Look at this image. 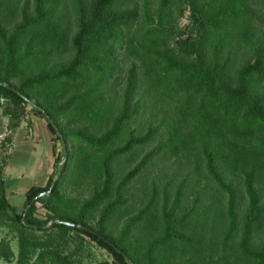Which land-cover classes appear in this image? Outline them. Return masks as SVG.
Wrapping results in <instances>:
<instances>
[{"label":"trees","instance_id":"obj_1","mask_svg":"<svg viewBox=\"0 0 264 264\" xmlns=\"http://www.w3.org/2000/svg\"><path fill=\"white\" fill-rule=\"evenodd\" d=\"M14 89L65 140L55 177L30 186L20 212L6 199L0 163V228L18 231L15 264H72L37 237L49 229L82 233L113 257L91 264H169L159 254H184L203 241L204 227L195 236L178 230L212 209L222 245L240 229L239 254L264 264V241L255 247L264 230V0H0L3 113L15 127L28 106L45 121L54 153L59 135ZM172 158L186 171L169 211L166 202L154 209L151 181V199L113 237L107 225L130 210L124 189ZM200 180L193 204L177 215L184 186L192 191ZM202 195L210 199L204 206ZM102 205L94 229L86 221ZM136 232L144 233L143 248ZM14 256L0 240V259Z\"/></svg>","mask_w":264,"mask_h":264},{"label":"rangeland","instance_id":"obj_2","mask_svg":"<svg viewBox=\"0 0 264 264\" xmlns=\"http://www.w3.org/2000/svg\"><path fill=\"white\" fill-rule=\"evenodd\" d=\"M186 13L187 12H185V14ZM185 20L186 19L184 15L180 19V23H185ZM24 109L26 110V113L30 112L28 106H26ZM41 120L43 129L47 132L48 135H50L48 129L45 126V121L43 119ZM40 135L41 134H39L37 130L36 136ZM54 145V159L51 166L52 168L50 169L51 172H49L51 173V176L53 175L55 177V170L57 166L63 163V161L61 160L57 165L56 161H54L55 156L57 153L60 154L61 149L63 148L58 141H55ZM147 150L148 148H145L142 155ZM134 165L135 163H133L132 165H124L121 168L119 167V176H122L126 172L133 169ZM185 171V168L178 165L177 159L172 158L169 160L159 161L157 165L151 166L150 170H148L147 175H143L141 173L136 175L130 181L128 188L124 189L123 191V197L126 198L125 206H128L130 210L123 213V215H120L119 217L113 218L110 221L107 226L109 227L108 229L111 232V235L113 237H117L128 219L135 215L141 208L146 205L149 199H151V181H154L156 186L154 209L157 212H160L163 203L166 202L165 208L167 211H169L175 198L176 187L182 180ZM170 180L172 181L171 185H166ZM188 181L189 179H186V184L188 183ZM234 183H236V180H234ZM204 184V180H200L199 185L193 184L194 189L192 191L188 189L189 185L184 186L183 192H186L187 196L181 197L180 203L175 210L177 215L183 214L184 211L193 204L192 200L195 195V190H200V188H202ZM67 190L68 194L71 196H75L77 194V191L72 188H68ZM205 190L206 194L211 192L209 188H206ZM223 195L224 197H222V203L224 205L227 196L225 194ZM201 197L203 201L202 204L204 206V204L208 203L210 199H208L207 195H205V197L202 195ZM202 208L203 207L201 206L199 210H202ZM102 209L103 205L100 207L99 211L96 213V217L93 220L86 221V223L89 226H92L94 229H97V219L99 218ZM65 210V213L67 214H73L74 212L68 207H66ZM216 211V209H212L211 212L209 211V213H207V219H205V217L197 221L190 219V221L187 223V226L183 230H178L179 232L187 236H195L196 233L201 232L200 230L204 227L203 231L201 232L203 241H199L197 244H193V247L190 248V250L185 251L184 254H181L179 252H169L166 254H159L160 257H162L165 262L169 261V264H185L186 260L188 259H191V264H252L250 261H246L245 259H243V257L238 252L237 245L241 238L240 229L237 231L236 235L231 239V241H229L224 246L222 245V231L220 228L221 225L219 221L213 222L212 220L214 218V212ZM47 213V209L38 202L36 215L38 217L44 218ZM47 231L48 233H45L44 231H38L36 233L37 237L40 240H50L52 244L56 245V248L60 252V254L70 255L73 260L72 264H91L101 260H108L109 262H113V257L105 248L99 246L94 240L90 239L88 236L82 233L76 232L75 230H69L63 233H60L55 229H49ZM17 233L18 231L16 230V228H13V230H11L8 225L1 226L0 240L4 238L8 241L15 256L10 262L0 259V264H15L16 255L18 254ZM135 234L138 236L139 240L137 244L140 248H143L146 242L145 240H143V238H145L144 233L139 234L136 232ZM152 239L153 237L148 240ZM263 241L264 230L261 233L260 238L255 240V247L259 248ZM131 244H134L135 246L136 242L134 243V241L131 240Z\"/></svg>","mask_w":264,"mask_h":264},{"label":"crops","instance_id":"obj_3","mask_svg":"<svg viewBox=\"0 0 264 264\" xmlns=\"http://www.w3.org/2000/svg\"><path fill=\"white\" fill-rule=\"evenodd\" d=\"M1 103L0 163H4L2 179L7 201L20 212L24 206L25 191L32 185L44 186L51 175L53 140L50 131L48 130V135L43 129L42 118L32 112L26 113L14 127L9 115L3 113ZM37 130L40 136H36Z\"/></svg>","mask_w":264,"mask_h":264},{"label":"water","instance_id":"obj_4","mask_svg":"<svg viewBox=\"0 0 264 264\" xmlns=\"http://www.w3.org/2000/svg\"><path fill=\"white\" fill-rule=\"evenodd\" d=\"M14 91L18 94V95H21L31 106H34L36 107L37 109L41 110L42 113L44 114V116L48 119V121L50 122V124L52 125V127L55 129L56 133L59 135L60 137V141H61V144H62V147L63 149L65 148V140H64V137L60 134L55 122L53 121V119H51L49 117V115L40 107L38 106L32 99H29L25 96H23L18 90L14 89ZM65 155V150H63V157ZM53 185V184H52ZM52 185L50 186V188L46 191H43L42 193L38 194L37 196H35L33 199H32V202H34L36 200V198L40 197V196H45V195H48L51 191V188H52ZM66 224L68 225H75V226H78V224H74L72 222H68L66 221L65 222ZM88 229V228H86Z\"/></svg>","mask_w":264,"mask_h":264}]
</instances>
